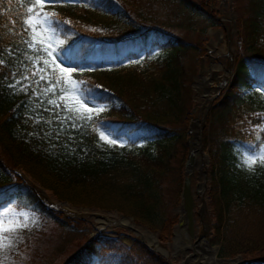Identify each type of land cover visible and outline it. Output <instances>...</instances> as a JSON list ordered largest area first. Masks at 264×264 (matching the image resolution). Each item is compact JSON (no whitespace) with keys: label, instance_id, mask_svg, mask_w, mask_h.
<instances>
[{"label":"trees","instance_id":"obj_1","mask_svg":"<svg viewBox=\"0 0 264 264\" xmlns=\"http://www.w3.org/2000/svg\"><path fill=\"white\" fill-rule=\"evenodd\" d=\"M87 2L88 6L45 7L57 14L51 25L53 47L64 60L61 67L77 66L71 79L86 82L88 101L106 106L98 116L93 114L95 119L105 125L109 138L123 142L110 146L101 141L91 122L76 129L71 121L62 125L57 116L66 114L63 103L59 109L48 104L60 95L59 90L54 97L52 93L34 95L31 88L8 87L26 67L31 68L24 53L36 54L23 43L28 37L19 24L20 36L7 31L10 18H18L24 9L17 0L11 6L4 2L0 5L5 10L0 14V58L5 60L0 65V206L14 197L20 206L56 226L69 225L45 208L19 175L22 172L57 201L116 211L149 231L156 230L159 243H165L177 217L164 211L162 190L168 176L176 181L175 195L181 190L192 104L190 82L205 53L206 24L197 15H209L210 3ZM242 9L235 19L232 75L202 128V145L208 147L214 172L206 191L209 243L219 246L221 259L240 256L242 264H264V167L249 171L238 166L243 156L264 144V135L257 140L251 132L264 123L255 115L264 114V100L243 107L240 95L241 89L264 93V0H246ZM158 11L169 12L168 21L151 15ZM57 20L70 23L57 24ZM174 28L182 34L174 33ZM40 83L47 87L45 81ZM32 87L40 92L39 86ZM175 148L181 152L178 166L171 163ZM65 264L168 263L137 240L125 246L117 238L95 235L86 238Z\"/></svg>","mask_w":264,"mask_h":264},{"label":"rangeland","instance_id":"obj_2","mask_svg":"<svg viewBox=\"0 0 264 264\" xmlns=\"http://www.w3.org/2000/svg\"><path fill=\"white\" fill-rule=\"evenodd\" d=\"M245 1L246 0H209L210 3L209 7L211 13L209 15H203V16L197 15L199 20H201L203 24H206V28L204 30V35L206 36V42L204 44L205 53L198 59V67L196 74L193 75L190 82L192 104L190 109L189 121L191 120L192 122L198 116V114H200V110L202 109V104H204L205 106L208 104V103L206 104L204 103L206 102V97L212 94L211 96H213V98L209 103L210 107L205 112L206 114L202 128L204 127L206 119L209 116V111L213 106L214 101L221 95V92L224 90V88L227 85L226 84L224 88H219V85L222 83V77L226 78L225 69H228L226 54L221 55L219 54V52H221V50L224 48L223 50L226 51V53L228 52V49L234 50L235 53L236 34H237L235 19L237 18L238 14H243L242 7ZM151 15L156 17H161L160 20H166V21H168L167 19L170 18L171 16L169 12L162 13L161 11H158L157 13L152 12ZM209 23H212V25L209 26ZM173 32L177 34H182V32L177 28H174ZM216 33H221V41L216 37L215 35ZM212 40L216 42L215 50H210L209 48V44ZM53 45H54V41L52 38L51 46L53 47ZM221 62L224 68L220 67ZM200 64H201V70L202 71L204 70L203 76L207 78L206 81H201L199 78L200 76L194 79V77L197 75L200 69ZM233 64H234V56H233ZM232 69H231V75H232ZM193 81L196 83L192 85ZM216 91H218L217 94ZM240 95L243 97V102H241L243 107L248 105L254 106L257 105L260 101L264 100V98H262L261 96L260 91L253 92L249 89H243V90L241 89ZM66 99L68 100L70 106L79 108V103L72 98V94L66 97ZM93 105L96 104L89 102L88 106L92 107ZM205 106L203 107V110ZM188 126H189V122H188ZM188 126H187V132H188L187 138L189 137V141H190L189 149H191L192 152V148L193 146L196 145V142L193 139L192 131H191V136L189 135ZM197 134L199 137V133ZM201 136H202V129H201ZM116 140L117 143L123 142L121 139H116ZM201 146L203 153L201 155L205 154L207 156L205 162L206 165L204 164L205 170L203 167V172H205V175L207 176V180L205 181L206 186L203 192L204 205L207 214L206 216L207 223L209 226L206 240H207V244H209L211 247H218V251H219L218 245H212L209 243L211 221L209 218V205H208L206 191L214 172L209 162L210 155H209L208 147L207 146L203 147L202 145V137H201ZM187 151H188V147L186 150V155H187ZM180 155L181 152L179 148L177 149L175 148L174 158L171 161V163L174 166H178V159L180 158ZM200 164L201 163L196 165V162H194L191 166V170H189L190 172L189 174L183 173L184 166H182V181L180 187V189H182L183 180L187 178L188 187L191 194L194 220H195V223L193 224V232L196 231L199 233L201 232V229L202 230L205 229V227L203 226L204 224L200 222L201 218L198 214V210L201 209L200 206L202 204L200 200L201 198L199 196V191H200L199 185L200 182L203 181V173L199 169ZM19 173L25 179V181L28 182L29 187L33 188L34 190L36 188L41 190L37 182L29 178L25 173L22 172ZM172 177L173 176H168L167 180H165L164 182L163 190H162L163 193L162 200H163L164 211L166 212V214L172 213L177 217V213L175 212V210L178 208L180 203L181 190L178 196L175 195L174 188L176 186V181L174 182L172 180ZM36 195H38L40 201L45 206L46 204H51L52 208H49L50 211L55 213L56 216H60L61 220L67 222L69 225L61 226V227L56 226L49 219L40 216L38 213L33 212L28 208H24L20 206L19 202L14 197L10 198L6 203L0 206V215L8 214V215H15L17 217H21V214H24L34 219L36 222L34 224L30 222L29 228L24 230L20 234L22 239L21 242L17 245L18 254L10 256V259L7 262V264H65L68 258H70L78 250L79 246L86 238H91L95 235H101L107 238H117L125 246H129L133 242V240L139 241V239H141L139 233L153 234L156 236V241H158L157 240L158 233L156 230L149 231L146 227L137 225L130 220H129L130 224L133 225V227L130 228L136 232V235H134L132 232L125 230L122 227L123 225L120 226V224L118 225L113 223L108 224L107 222H97L96 219L99 218L118 221L123 215L117 213L116 211L113 210L104 211L96 208L74 207L65 201H57L49 193L44 192V196H43L37 190H36ZM61 202H65L66 204H61ZM65 206L67 208H65ZM175 225L171 228L170 236L165 243H161V242L159 243L158 241V243L161 246L165 247L166 251L168 252V256L167 259H164L159 254L158 255L161 258H163L168 264H180V262L184 261L183 258L187 256L186 254H188V253L185 254L183 253L184 257H182L178 253L174 261L173 259L171 260L170 254L174 252V250L171 248V245L173 244L171 241V236L175 228ZM190 254H191L190 258H192L193 254L192 253ZM217 254L218 252L216 253V258L218 261H220L221 258H219ZM237 259H239L238 263H241L240 256H236L235 258H230V259H223V260L236 261ZM218 264H231V263L221 262Z\"/></svg>","mask_w":264,"mask_h":264},{"label":"snow or ice","instance_id":"obj_3","mask_svg":"<svg viewBox=\"0 0 264 264\" xmlns=\"http://www.w3.org/2000/svg\"><path fill=\"white\" fill-rule=\"evenodd\" d=\"M6 2L9 6L13 3V0H0V5ZM20 7L24 10L19 13L18 18H10L11 27L7 28L9 34L21 35V31L16 30L17 24L20 25L22 32L27 35V39L23 40V43L27 45L35 56L24 53L25 59L31 64V68H27L25 73L20 74V79L15 80V83L8 84V87L14 91H27L32 89L34 95L47 96L48 93H52L56 97V92L59 90L60 95L55 99H49L48 104L54 105L57 109L60 107V103H63L66 114L63 117L57 116V119L61 121L63 125L65 121H71V127L73 129L86 126L88 122L93 123V132L98 133L99 139L106 142L110 146H116L117 140L115 138H109L106 132L105 125L99 123L95 116H98L100 112L104 111L106 106L93 105L89 107V101L84 94V86L86 84L83 80L71 79L72 74L78 70L77 66H63L64 60L58 54V49L51 46L52 37L55 32V28L51 27L53 19L56 17L55 12L45 11V7L49 5H56L60 3H68L75 5L82 3L84 6H88L87 0H17ZM3 7H0V14L4 13ZM57 24H68L70 21H56ZM7 51V49H5ZM45 53V58L41 55ZM8 55L11 56L12 52L8 51ZM5 60L0 58V65H3ZM42 63V66H40ZM58 70V72H57ZM84 70V69H80ZM30 73V75L28 74ZM16 74H13L15 77ZM39 76V79H33ZM67 77V78H65ZM28 81V83H24ZM41 81H45L47 87L41 85ZM35 84L40 87V92L36 91V88L32 87ZM69 84L71 86H69ZM19 86V87H18ZM96 88L101 86L96 85ZM72 94V98L79 103V108H73L69 105L68 97ZM264 98V93H261ZM59 101V102H58ZM80 109H83V113H88L85 116L80 113ZM46 111L48 109H45ZM67 112L80 113L79 115H67ZM259 119L264 120V114H255ZM78 120L85 122L84 125L77 123ZM252 133L256 134V139L261 140V136L264 135V123H260L252 127ZM58 135V133H57ZM119 146H123L121 143ZM259 151L242 157V160L238 166L245 167L249 171H254V166L264 167V144L259 145ZM22 217V218H21ZM21 217L15 215H0V264H7L10 256L18 254L17 245L21 242V233L28 229L31 223L36 221L27 215L21 214Z\"/></svg>","mask_w":264,"mask_h":264},{"label":"bare ground","instance_id":"obj_4","mask_svg":"<svg viewBox=\"0 0 264 264\" xmlns=\"http://www.w3.org/2000/svg\"><path fill=\"white\" fill-rule=\"evenodd\" d=\"M215 35L221 41V33H216ZM215 47H216V42H214L212 40L210 42V44H209V48H210V50H215ZM223 49L221 50V52H219V54H221V55L226 54L227 55L226 51H224ZM220 67L224 68L222 62H221V66ZM225 70H226V72H225L226 73V78H228L226 84H228L231 75L227 72V69H225ZM203 72H204V70L201 72V75H200L199 78H200L201 81H206L207 78L205 76H203ZM197 84H198V81H197ZM211 95L212 94H210V95H208L206 97V102H204L205 104L208 103V100L212 97ZM204 106L205 105L202 104V109L200 110V114H198V116L191 122L192 136H193V139L196 142V145L193 146L192 152H191V149H190L192 160L194 162H196V165L201 163L199 165L200 168L199 167L198 168L200 169V171L202 173H203V167H204V170H205V165H206L205 162H206L207 158L204 155H201L197 151V148H198V145H197V143H198V134L197 133H198V122H199V119H200V117H201V115L203 113V107ZM191 166L192 165H190L188 167V170H191ZM201 184H202V182H200V185ZM197 190H199V189H197ZM200 207H201V209L199 210L198 214H199V216L201 218L200 222H202L204 224L203 226L205 227V229L204 230L201 229L200 233L194 231L193 232V237H189L188 234L185 231H183V234L180 236V238L177 237L175 239V245H174L173 249L174 250L179 249L181 251L183 249H186V253H188V254H186L187 258H185V263L184 264H218L219 261L216 258V252H215L214 249H212V248H210L208 246L207 240H206L207 231L205 232V230H207L206 229L207 228V217H206L207 214H206L205 206H204V208H202V204H201ZM65 208H67V207L65 206ZM96 220H97V222H107L108 224H112L113 223V224H120V225H123V226L133 227V225L130 224V221L128 219H124V218H120L118 221L108 220V219H105V218H99V219H96ZM192 220L195 223L194 213H192ZM139 236L141 237V239L148 246H151L152 249H154L156 251H159L160 253H164V254L167 253L166 249L163 246H161L158 243V241H156V239L152 235H150L148 233H146V234L139 233ZM193 252H194V255L192 256V258H188L189 256H191L190 253L193 254Z\"/></svg>","mask_w":264,"mask_h":264},{"label":"water","instance_id":"obj_5","mask_svg":"<svg viewBox=\"0 0 264 264\" xmlns=\"http://www.w3.org/2000/svg\"><path fill=\"white\" fill-rule=\"evenodd\" d=\"M232 24H233V22H232ZM233 56H234V50L228 49V52H227V55H226V58H227V66H228L227 72L230 75H231V69H232V66H233ZM201 71L202 70H201V64H200V69H199L197 75L194 77V79H196L198 76H200ZM227 80H228V78L222 77V83L219 85V88H224L225 85H226ZM195 83L196 82L193 81L192 82V85L195 84ZM217 93H218V91H216V94ZM212 98H213V96L208 100V104L205 106V108L203 110V113H202V115H201V117L199 119V122H198V133H199V137H198V143H197V145H198L197 151L200 154H203L202 153V146H201V129H202L203 121H204L205 114H206L205 112L210 107V104L209 103L211 102ZM188 129H189V135L191 136V120L189 121ZM186 143H187L188 151H187V155H186V158H185L184 164H183V166H184L183 173L184 174H189L190 172L188 170V167L193 164V160H192V157L190 155V149H189L190 148L189 147V137L187 138ZM204 156L207 158V156L205 154H204ZM206 180H207V177L205 175V172H203V181H202V184L200 185V191H199V196L201 198L200 200H201V203H202V208H204V206H205L204 205V199H203V197H204L203 196L204 195L203 192H204V189H205V181ZM36 190L40 194H42L44 196V192L42 190H39L38 188H36L35 191ZM61 204H66V203L65 202H61ZM46 207L49 209V208H52V205L51 204H46ZM175 212L177 213V224L175 225V228H174V230L172 232V236H171V241L173 243L171 245V248L172 249H173V247L175 245V239L177 237L180 238V236L183 234V231H185L188 234L189 237H193V224H194V222L192 220L193 209H192V200H191V195H190V191H189V187H188V180H187V178H185L183 180V186H182L181 193H180V203H179L178 208L175 210ZM198 212H199V210H198ZM121 218L128 219V220L132 221V219L129 218V217L121 216ZM122 227L125 230H127L129 232H132L134 235H136V232L134 230H132L130 228V226H122ZM206 229L207 230H205V232L206 231L208 232V229H209L208 223H207V228ZM150 235H152L156 239V236L155 235H153V234H150ZM139 242L141 244H143L148 250L159 254L164 259H167L168 252L166 254L160 253L159 251H156V250L152 249L151 246H148L147 244H145L141 239H139ZM208 246L210 248L214 249L216 253L218 252V247H211L209 244H208ZM178 253L182 257H184L183 256V253L184 254L186 253V249H183L182 251L179 250V249L174 250V252H172L170 254L171 260L173 259V261H174V259L176 258V256H177ZM193 255H194V252H193ZM190 257L191 256H189L188 258H190ZM185 258H187V257L185 256L183 258L184 261L180 262V264H184L185 263ZM238 261H239V259H237L236 261H228V260L221 259L219 261V263L223 262V263L239 264Z\"/></svg>","mask_w":264,"mask_h":264}]
</instances>
